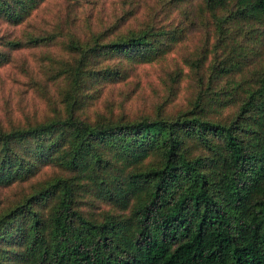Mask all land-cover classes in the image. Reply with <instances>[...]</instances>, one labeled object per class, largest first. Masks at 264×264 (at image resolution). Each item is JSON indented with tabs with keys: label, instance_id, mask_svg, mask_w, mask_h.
<instances>
[{
	"label": "trees",
	"instance_id": "trees-1",
	"mask_svg": "<svg viewBox=\"0 0 264 264\" xmlns=\"http://www.w3.org/2000/svg\"><path fill=\"white\" fill-rule=\"evenodd\" d=\"M80 1L0 0V264H264V0H161L174 27L88 33ZM155 64L144 113L88 115Z\"/></svg>",
	"mask_w": 264,
	"mask_h": 264
},
{
	"label": "rangeland",
	"instance_id": "rangeland-1",
	"mask_svg": "<svg viewBox=\"0 0 264 264\" xmlns=\"http://www.w3.org/2000/svg\"><path fill=\"white\" fill-rule=\"evenodd\" d=\"M60 1L61 0H49V5L42 8L43 11L40 12V14L48 18L51 10L55 7L53 4H60ZM100 5L101 2L99 0H81L80 3L71 6L74 8V14L71 15V19L73 21L71 26L73 29L78 32L81 31L86 33L90 30L104 31L109 28L112 29L116 23H120L122 24L118 26L120 31L127 32L130 29L141 28L144 24L149 22L151 17L154 18L156 21L155 24L158 27L161 25H166L165 27L167 29L174 27L171 25L173 23L172 21L164 22L168 19L160 9L163 7L161 0H109L107 3V6H110L107 10L108 16L104 17L103 21L98 14V8ZM174 16L181 15L176 13ZM174 21L176 25L178 21L176 19H174ZM39 24L40 21L37 14L34 18H32L31 25H34L36 26V29H39ZM187 27L188 41L183 48H186L190 44H199L203 39L205 32L204 28L199 26L195 28L190 26ZM53 49L54 55L63 56V51L59 49L58 46H54ZM42 52L44 51H41L40 53ZM173 59H179L177 52L171 56V60L169 61L170 64L173 63ZM172 66L167 65L170 69ZM164 71V66L162 67L159 64L138 67L133 73V77L130 79V82L127 84L128 86L126 87V85H124L123 87L127 88L128 95L130 96V102L125 103V110L119 109V104L117 102L118 97L115 98L114 104H110L107 97L105 100H100L98 104L89 106L87 110L88 115L93 118L97 114L96 111L99 113H105L107 109L110 111L113 110L115 113L123 111L125 114L132 116H138L139 114L144 113V109L153 105L162 89L160 78L162 75L164 76L166 74ZM182 86L185 87L186 84ZM187 94L188 93L186 91L181 93L176 100H173L174 105H184V103H186ZM164 96H166L165 93ZM171 97L173 98V96Z\"/></svg>",
	"mask_w": 264,
	"mask_h": 264
}]
</instances>
